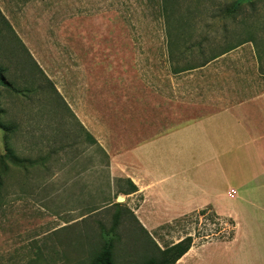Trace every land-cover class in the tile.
<instances>
[{
  "label": "rangeland",
  "instance_id": "obj_1",
  "mask_svg": "<svg viewBox=\"0 0 264 264\" xmlns=\"http://www.w3.org/2000/svg\"><path fill=\"white\" fill-rule=\"evenodd\" d=\"M230 2L167 0L168 12L189 22L190 46L207 36L203 55L197 47H190L185 57L196 61V57L225 48L230 44L225 43L224 34L231 43L251 36L253 43L237 47L226 57H254V51L262 57L264 68V0L242 3L234 20L224 18ZM3 9L29 57L3 29L0 66L7 69V80L14 89L0 85V123L9 128V132L0 129V154L6 143L29 164L11 167L2 179L0 264H95L106 245H111L113 264H147L186 236L193 238L195 246L220 241L213 240L219 235L227 238L233 230L228 222H221L222 230L214 234L217 227L202 217L196 222H173L150 237L117 196L115 182L105 187L101 173L68 171L76 164L88 169L90 155L98 157L101 165L105 162L83 138L53 85L58 87L66 74H72L66 69L74 64V57H99L100 82L106 79L102 66L107 57H170L160 0H9ZM223 25L227 33L222 32ZM181 50L176 45L172 57H182ZM163 76L167 81L165 71ZM192 81L184 78L179 83L193 86ZM188 101L172 104L173 109L177 107L179 124L224 103L205 95ZM195 233L205 236L196 238ZM224 238L220 242H229Z\"/></svg>",
  "mask_w": 264,
  "mask_h": 264
},
{
  "label": "crops",
  "instance_id": "obj_2",
  "mask_svg": "<svg viewBox=\"0 0 264 264\" xmlns=\"http://www.w3.org/2000/svg\"><path fill=\"white\" fill-rule=\"evenodd\" d=\"M8 3L0 0V37L3 29L9 31L29 57L3 9ZM251 43L250 36L240 46ZM228 53L196 61L107 57L102 82L99 57H74L66 69L72 74L53 85L83 138L105 162L90 155L88 169L76 164L68 171L101 173L105 187L115 182L122 190L129 181L136 192L118 190L117 196L140 230L153 237L206 207L234 223L231 241L192 245L176 264H264L263 61L254 51V57ZM0 67L7 79V69ZM184 78L194 79V85H180ZM199 95L224 103L179 124L172 104Z\"/></svg>",
  "mask_w": 264,
  "mask_h": 264
},
{
  "label": "trees",
  "instance_id": "obj_3",
  "mask_svg": "<svg viewBox=\"0 0 264 264\" xmlns=\"http://www.w3.org/2000/svg\"><path fill=\"white\" fill-rule=\"evenodd\" d=\"M229 6L224 9L225 19H231L234 20V16L240 12V6L244 2H248L249 0H230ZM252 4V3H251ZM252 5H250L251 7ZM254 7V6H252ZM160 10H161V17L163 18V24H164V30L167 34V51L170 57H172V49L175 48L177 45L179 48H182L181 50V56L185 57L187 54H190L191 49L190 47H197L198 51L197 53L201 56L203 55L202 46L205 42H207V38L203 37L200 41L193 43L192 46L189 45V37L192 28L189 27V22H186V20L183 19L182 16L180 18H175L173 15V12L170 13L167 10V0H160ZM170 13V14H169ZM223 18V19H224ZM179 19V21L177 20ZM176 24V26L174 25ZM223 32L227 33L228 29L226 26H223ZM194 31V30H193ZM225 43L228 42L230 45H226L225 48L214 51L212 54H210L208 57H218L223 54H226L228 52H231L232 50L236 49L240 46V42L242 40H236L234 42L228 41L226 36L224 37ZM0 85H2L5 88L13 89L11 83L5 78L4 76V69L0 67ZM7 126H4L0 123V129L4 132H9V128H6ZM23 164H29V161L20 159L10 147L5 143V150L4 154H0V191L3 185V178L6 177L11 167H17L22 166ZM119 192H121L123 195L131 194L136 192V188L129 182H126V188L122 190V188H118ZM116 208H121L119 204H115ZM128 210V209H126ZM129 211V210H128ZM131 214V213H130ZM132 215V214H131ZM120 215L117 213L114 215V226L117 225V220L119 219ZM202 217L205 221H208L210 224H214L217 228L214 232V234L219 233L222 230L221 222H228V224L231 227H234V223L229 219H224L219 216H217L211 207H206L198 212H195L193 214L187 215L181 219H178L174 221V224H178L180 222H183L185 220H191L194 219L195 222ZM134 218V217H133ZM135 220V219H134ZM136 222V221H135ZM214 234L213 235L214 237ZM204 237L205 235L197 234L195 233V237ZM234 237V232L231 230L227 234V238H224V235H219L215 239H219L222 241H230ZM193 245V238L191 236H186L182 240H180L178 243L173 244L167 248H165L162 251H159L158 257H154L149 260L147 264H176L178 260H180L192 247ZM95 264H113L112 262V255H111V245H106L102 251L98 259H96Z\"/></svg>",
  "mask_w": 264,
  "mask_h": 264
},
{
  "label": "water",
  "instance_id": "obj_4",
  "mask_svg": "<svg viewBox=\"0 0 264 264\" xmlns=\"http://www.w3.org/2000/svg\"><path fill=\"white\" fill-rule=\"evenodd\" d=\"M119 200V199H118Z\"/></svg>",
  "mask_w": 264,
  "mask_h": 264
}]
</instances>
